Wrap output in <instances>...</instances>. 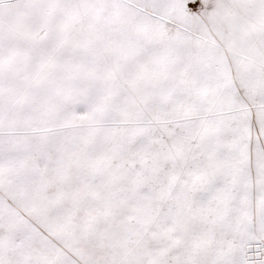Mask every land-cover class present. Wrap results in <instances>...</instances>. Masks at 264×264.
<instances>
[{
  "label": "snow or ice",
  "instance_id": "obj_1",
  "mask_svg": "<svg viewBox=\"0 0 264 264\" xmlns=\"http://www.w3.org/2000/svg\"><path fill=\"white\" fill-rule=\"evenodd\" d=\"M0 264H264V0H0Z\"/></svg>",
  "mask_w": 264,
  "mask_h": 264
}]
</instances>
